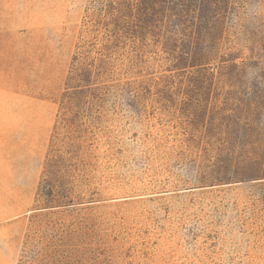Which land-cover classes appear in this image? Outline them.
<instances>
[{
	"label": "rangeland",
	"instance_id": "1",
	"mask_svg": "<svg viewBox=\"0 0 264 264\" xmlns=\"http://www.w3.org/2000/svg\"><path fill=\"white\" fill-rule=\"evenodd\" d=\"M37 225L41 264H264V0H0V264Z\"/></svg>",
	"mask_w": 264,
	"mask_h": 264
},
{
	"label": "trees",
	"instance_id": "2",
	"mask_svg": "<svg viewBox=\"0 0 264 264\" xmlns=\"http://www.w3.org/2000/svg\"><path fill=\"white\" fill-rule=\"evenodd\" d=\"M68 98L71 99V96H68ZM37 231H40L39 225H37L36 227H34V226L31 227L30 234L32 236H30L28 241L26 242L24 254L22 255V258L20 259V264H41L42 261L40 259V254H36L34 251V248L31 247L34 232H37ZM29 241H30V243H29Z\"/></svg>",
	"mask_w": 264,
	"mask_h": 264
}]
</instances>
